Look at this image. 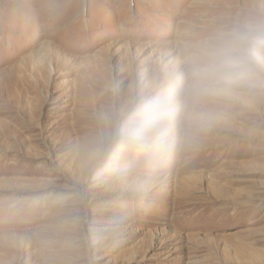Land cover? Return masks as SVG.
I'll list each match as a JSON object with an SVG mask.
<instances>
[{
  "label": "rangeland",
  "instance_id": "obj_1",
  "mask_svg": "<svg viewBox=\"0 0 264 264\" xmlns=\"http://www.w3.org/2000/svg\"><path fill=\"white\" fill-rule=\"evenodd\" d=\"M259 18L264 0H0V264H264V84L163 151L97 153Z\"/></svg>",
  "mask_w": 264,
  "mask_h": 264
},
{
  "label": "clouds",
  "instance_id": "obj_2",
  "mask_svg": "<svg viewBox=\"0 0 264 264\" xmlns=\"http://www.w3.org/2000/svg\"><path fill=\"white\" fill-rule=\"evenodd\" d=\"M257 84H264V18L244 21L207 40L175 93L131 104L97 153L163 151L177 122L247 95Z\"/></svg>",
  "mask_w": 264,
  "mask_h": 264
},
{
  "label": "bare ground",
  "instance_id": "obj_3",
  "mask_svg": "<svg viewBox=\"0 0 264 264\" xmlns=\"http://www.w3.org/2000/svg\"><path fill=\"white\" fill-rule=\"evenodd\" d=\"M244 253V252H243Z\"/></svg>",
  "mask_w": 264,
  "mask_h": 264
}]
</instances>
